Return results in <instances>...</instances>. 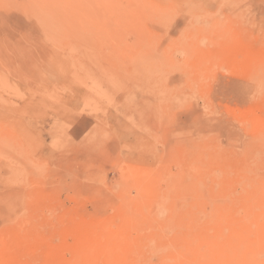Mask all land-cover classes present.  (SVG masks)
Instances as JSON below:
<instances>
[{
	"label": "rangeland",
	"instance_id": "rangeland-1",
	"mask_svg": "<svg viewBox=\"0 0 264 264\" xmlns=\"http://www.w3.org/2000/svg\"><path fill=\"white\" fill-rule=\"evenodd\" d=\"M0 264H264V0H0Z\"/></svg>",
	"mask_w": 264,
	"mask_h": 264
}]
</instances>
